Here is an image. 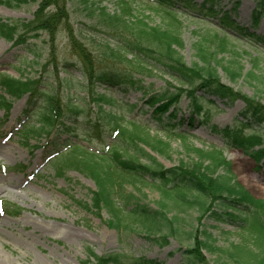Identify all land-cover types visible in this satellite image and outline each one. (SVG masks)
Returning a JSON list of instances; mask_svg holds the SVG:
<instances>
[{"label":"trees","instance_id":"obj_1","mask_svg":"<svg viewBox=\"0 0 264 264\" xmlns=\"http://www.w3.org/2000/svg\"><path fill=\"white\" fill-rule=\"evenodd\" d=\"M179 1L191 9L204 10L206 16H212L218 22L214 31L207 30L200 34L201 38L194 44L198 60L191 64L185 61L179 51L183 45L180 34L182 22L176 12L175 0H151L153 8L163 11L167 16L168 23L164 26L149 25L142 18L131 26L130 19L126 18L131 14V7L125 0H122L125 4L121 8L123 14H111L106 8H101V15L108 18L111 28L115 22L125 30H130V36L126 37L116 32L120 27L113 28V34L118 36L122 45H118V48L107 47L106 51L102 52L105 60L102 57L96 58L89 47L77 38L74 30L72 31L64 0H41L33 18L29 20L0 18V35L16 46L27 48L37 57L40 54L33 47L31 39L46 33L49 38L48 65L58 63L55 42L58 35L63 33L69 41L70 52L82 61L87 94L98 104L99 113L92 117L80 103L74 101L62 104L59 96L54 94L52 83L46 85L47 90H44L41 89L39 79L35 77H16L4 72H0V89L8 97L0 94V105L9 109L11 99L27 95L24 113L28 115L32 105L39 102L44 104V107L37 111L38 120L29 123L22 131V137L26 140L42 136L51 138L57 128L65 125L64 119L84 126L82 131L85 135L100 140L104 137L105 124L112 125L116 141L106 153H97L79 143L61 144L57 139L49 141L52 153L57 155L53 156L52 165L58 174L74 168L95 181L96 189L92 191V202L90 206L86 203L83 205L94 209L97 214L105 209L110 215L107 220L110 226H115L124 234L143 232L147 239L160 246L169 244V238L177 239L181 243L190 240L189 246L180 248V264H209L206 250H224L233 257V264H264V198L255 197L237 180L232 171V161L223 155L222 150L192 145L189 150L197 157L194 163L181 161L179 164L166 166L156 154L168 155L172 150L171 143L151 135L144 124L135 120L123 126L120 121L124 120V112L117 115L116 112L106 111V107L111 109L121 106L118 99L95 93L97 85L122 91L144 89L146 87L143 79L138 77L137 72H145L148 64L163 69L178 85L168 82L169 86L150 95L146 102L153 108V118L158 126L167 135L186 138L184 133L178 131L180 121L177 119L179 105L183 99L188 100L191 115L204 116L205 123L210 119L209 111H206L205 107L207 96H215L229 103L240 100L243 107L238 112L235 123L223 128L213 125L212 129L221 134L227 144L241 148L257 162L264 158V137L259 133L260 129L264 130V103L257 95H248L224 83L218 70L222 60L218 58L220 54L231 50L233 54L240 55L232 44L231 37H243L257 47L259 43L264 44V36L239 24L233 18L232 10L218 8L220 0H203L200 4L196 0ZM263 16L264 0H256L252 12L253 25L257 26ZM219 32L223 35L220 36ZM229 32L233 34L231 37ZM243 52L250 54L247 50ZM128 55L131 57L128 58ZM109 59H113L112 64L107 62ZM253 59L258 61L256 56ZM72 64L68 60L64 63L67 67ZM223 68L232 76H238L242 71V66L237 70L228 66ZM248 75L253 79L259 78L253 70L249 71ZM134 106L136 105L125 108L132 109ZM253 125H257L258 129L254 130ZM89 137L88 140H92ZM256 146L260 147L255 149ZM83 152L92 156L95 165H98L97 169L91 168V163L88 162L75 166L72 163L64 167V162L76 156V153ZM61 161L64 162L60 164ZM129 183L135 187L136 183L155 187L163 197L152 205V202L147 200V194L141 191V187L137 188L139 191L128 190ZM169 199L172 209H175L173 214L169 211ZM195 208L199 213L198 223L190 222V229L187 230L183 227L187 222L184 213ZM20 211L21 208L17 205L10 210L11 213ZM202 219H212L239 227L246 232L244 242L233 244L227 249L215 246L216 238L206 230ZM92 256L98 264H163L157 259L135 257L121 252L107 255L92 252Z\"/></svg>","mask_w":264,"mask_h":264},{"label":"rangeland","instance_id":"obj_2","mask_svg":"<svg viewBox=\"0 0 264 264\" xmlns=\"http://www.w3.org/2000/svg\"><path fill=\"white\" fill-rule=\"evenodd\" d=\"M125 1L131 7V14L126 17L130 19L131 26H134L139 18L153 26H164L168 23L165 13L153 8L151 0ZM175 1L176 12L182 22L180 34L183 45L179 51L185 61L191 64L198 60L194 44L201 38L200 34L207 30L214 31L218 22L212 16H206L204 10L191 9L184 6L181 1ZM196 1L198 4L203 2ZM40 2L41 0L26 2L0 0V18L32 19ZM64 2L69 12L70 28L95 57L97 56L96 58L102 57L105 60L102 52L106 51L107 47L118 48V45H122L118 36L115 37L113 34L114 27H120L116 32L121 36H130V30H125L115 22L111 28L108 18L101 15L100 11L101 8H106L111 14H123L121 8L125 4L122 0H64ZM236 2L238 5L233 11ZM218 4V8L232 10L233 18L239 24L264 36V16L257 26H254L252 21L256 0H220ZM219 33L220 36L223 35L222 32ZM229 35L231 37L232 32H229ZM231 39L240 55L228 50L218 56L219 59L222 58L220 62L222 66H218L222 81L248 95H257L264 103V44L259 43L254 47L251 41L243 37ZM48 40L46 33L31 39L33 47L40 54L37 57L27 48L16 46L0 35V72L16 77L21 75L35 77L39 79L41 89L44 90H47L46 85L52 83L55 90L52 91L59 96L62 104L66 105L67 101L80 103L86 112L96 117L99 107L87 94L82 61L76 54L70 52L69 41L61 33L55 42L58 63L48 65ZM244 50L250 54L243 52ZM254 56L258 57V61L253 59ZM129 57L131 56L128 55ZM66 60L73 64L65 66ZM107 62L112 64L113 59ZM223 66H228L232 70L242 66L241 74L232 76ZM147 67L142 74L140 70L137 72L139 75L137 76L143 79L146 87L144 89L122 91L104 85L95 87V93L115 97L121 105L111 109L106 107V111L116 112L117 115L124 112V120L120 121L123 126L135 120L144 124L151 135L169 141L171 152L166 156L156 154L166 166H173L181 161L187 164L194 163L197 157L189 150L192 145L204 149L212 147L221 149L223 155L232 161V171L237 180L252 195L264 198V158L257 162L241 148L227 144L224 137L212 129L213 125H217L218 128L233 125L243 107L242 101L229 103L215 96H207L205 107L206 111H209L210 119L205 123L204 116L191 115L188 100L183 99L179 105L177 119L180 121L178 131L184 133L186 138L167 135L153 118V108H150L146 100L153 93L169 86L168 82L175 85H178V82L163 69L154 68L149 64ZM251 70L255 71L259 78L253 79L249 76L248 72ZM0 94L7 96L1 89ZM10 101L9 109L0 105V264H98L92 252L97 255L121 252L135 257L157 259L163 264L181 263L180 248L189 246L190 240L181 243L177 239L169 238V244L160 246L147 239L143 232L124 234L115 226L108 224L110 215L105 209L97 214L94 209H88L83 205L86 203L90 206L92 191L96 189L95 181L89 175L74 168L58 174L52 165V158L56 154L51 151L49 144L51 139H57L61 144L79 143L97 153H106L116 141L111 124H105L102 140L85 135L82 131L84 126L76 125L68 119H64L65 125L57 128L51 138L42 136L26 140L22 137V131L29 123L38 120L37 111H40L44 104L39 102L32 105L27 115L24 113L27 95ZM131 105L136 106L132 109L125 108ZM253 129H258V126L253 125ZM259 133L264 137L263 129H260ZM88 137L92 140H88ZM259 147L256 146L255 149ZM75 155L67 162L61 161L60 164L64 162L65 167L72 163L75 166L88 162L91 163V168L97 169L98 165H95L96 162L87 152ZM136 185L137 187L129 183L128 190L139 191L137 188L141 187V191L147 194V200L152 202V205L163 197L155 187L140 183ZM167 203L171 214L175 213L170 199ZM14 205L19 206L21 211L11 213ZM184 215L187 217L186 225H183L185 229H190V222L198 223L199 213L196 208L188 210ZM202 223L216 238L215 246L227 249L245 240L246 232L235 225L212 219H202ZM205 255L209 264H233V257L224 250L213 252L206 250Z\"/></svg>","mask_w":264,"mask_h":264}]
</instances>
